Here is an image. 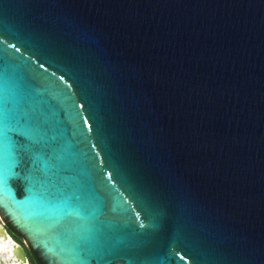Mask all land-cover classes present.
<instances>
[{"label": "water", "instance_id": "water-1", "mask_svg": "<svg viewBox=\"0 0 264 264\" xmlns=\"http://www.w3.org/2000/svg\"><path fill=\"white\" fill-rule=\"evenodd\" d=\"M24 135H19V133ZM264 264V0H0V256Z\"/></svg>", "mask_w": 264, "mask_h": 264}, {"label": "flooded vegetation", "instance_id": "flooded-vegetation-1", "mask_svg": "<svg viewBox=\"0 0 264 264\" xmlns=\"http://www.w3.org/2000/svg\"><path fill=\"white\" fill-rule=\"evenodd\" d=\"M4 227L6 228V231L10 235L11 239L13 241H15V243L20 244V245H22L24 247L28 263L29 264H34V261H33V258H32V255H33L32 253H34V251L29 246H27L24 243V238L21 235H19L9 224H4ZM19 237H21V239H19Z\"/></svg>", "mask_w": 264, "mask_h": 264}, {"label": "trees", "instance_id": "trees-1", "mask_svg": "<svg viewBox=\"0 0 264 264\" xmlns=\"http://www.w3.org/2000/svg\"><path fill=\"white\" fill-rule=\"evenodd\" d=\"M19 239H21V237H19ZM32 254H33V255H32V258H33L34 264H40V263L38 262V260H37L36 255H35L34 253H32Z\"/></svg>", "mask_w": 264, "mask_h": 264}, {"label": "bare ground", "instance_id": "bare-ground-1", "mask_svg": "<svg viewBox=\"0 0 264 264\" xmlns=\"http://www.w3.org/2000/svg\"><path fill=\"white\" fill-rule=\"evenodd\" d=\"M3 250V247L0 245V256H1V251Z\"/></svg>", "mask_w": 264, "mask_h": 264}, {"label": "snow or ice", "instance_id": "snow-or-ice-1", "mask_svg": "<svg viewBox=\"0 0 264 264\" xmlns=\"http://www.w3.org/2000/svg\"><path fill=\"white\" fill-rule=\"evenodd\" d=\"M19 135H24V133L21 132V133H19Z\"/></svg>", "mask_w": 264, "mask_h": 264}]
</instances>
